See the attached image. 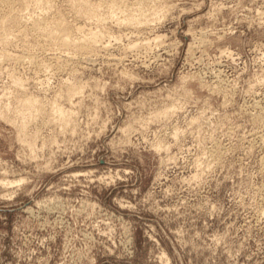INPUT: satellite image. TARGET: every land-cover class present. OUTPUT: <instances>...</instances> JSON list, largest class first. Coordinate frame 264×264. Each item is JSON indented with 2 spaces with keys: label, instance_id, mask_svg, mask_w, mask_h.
<instances>
[{
  "label": "rangeland",
  "instance_id": "obj_1",
  "mask_svg": "<svg viewBox=\"0 0 264 264\" xmlns=\"http://www.w3.org/2000/svg\"><path fill=\"white\" fill-rule=\"evenodd\" d=\"M89 1L0 5L107 32L0 39V264H264V0Z\"/></svg>",
  "mask_w": 264,
  "mask_h": 264
},
{
  "label": "bare ground",
  "instance_id": "obj_2",
  "mask_svg": "<svg viewBox=\"0 0 264 264\" xmlns=\"http://www.w3.org/2000/svg\"><path fill=\"white\" fill-rule=\"evenodd\" d=\"M14 1V0H12ZM79 2H81V5L84 9L85 12H89L91 11V6H90V1L89 0H78ZM103 1V0H102ZM144 2L146 0H143ZM140 2L138 7H141L144 5V2ZM11 3V0H0V5H3L4 4H8ZM14 3V2H12ZM11 3V4H12ZM123 3V2H122ZM134 5L135 4H138V3H133ZM132 4V5H133ZM143 4V5H142ZM7 7V5H5ZM12 6V5H10ZM1 8V7H0ZM10 8V7H9ZM2 10V9H0ZM10 12H12V9L10 10ZM9 12V14H10ZM13 13L10 14L9 18L10 19H13V21H18L16 23H18L17 25L19 26V32H18V35L21 33L22 35H25L28 32H31L33 34V37H36L37 39L40 40L41 38V41L43 40V42L47 45H49L54 51H58L60 50V54L62 55L63 53L65 54L66 52L69 51V49H73L74 52L76 54H81V52H84V51H94L95 48L97 47L98 45V42H101L99 41V39H102L104 38L105 35H107V32L104 31V29L98 33H92V34H86V35H81L79 34L80 36L78 37H74L72 34H70V31H69V25L65 22L64 19H62L61 17L57 16V17H44V18H34L33 20H26L25 22H20V20L18 19L17 20V17L16 19L14 20L13 18ZM132 15V14H131ZM130 15V17H131ZM129 16V15H128ZM127 16V17H128ZM133 16V15H132ZM126 17V18H127ZM125 18V19H126ZM132 18V17H131ZM129 19V18H128ZM127 20V19H126ZM130 20V21H129ZM127 20L128 22H132L131 20H133V22H136L137 18H133V19H129ZM139 20V19H138ZM126 22L129 26V23ZM125 23V24H126ZM20 24V25H19ZM135 25V24H134ZM133 23H132V26H134ZM131 26V24H130ZM131 26V27H132ZM0 39L2 41H7L11 35H17V32L14 30H4L3 28L0 27ZM16 32V34H15ZM17 35V36H18ZM109 35V34H108ZM21 36V35H20ZM26 36V35H25ZM31 36V34H30ZM27 37H28V34H27ZM102 37V38H101ZM108 37V36H106ZM43 43V44H44ZM41 44V43H40ZM102 44V43H101ZM45 47V45H43ZM48 46V47H49ZM98 49V48H97ZM96 49V50H97ZM95 50V51H96ZM50 51V52H51ZM65 51V52H64ZM73 54V55H76V54ZM87 53V52H86ZM95 53V52H94ZM93 54V53H92ZM6 57H9L10 55L7 54V52L4 54ZM9 55V56H8ZM55 55V54H54ZM52 55V56H54ZM59 55V54H58ZM57 55V56H58ZM66 55V54H65ZM82 55H84L82 53ZM87 55V54H86ZM88 55H89V52H88ZM14 56V55H13ZM57 56L55 55L54 58H56L57 60ZM63 56V55H62ZM68 56V55H66ZM70 56V55H69ZM65 57V56H64ZM83 57V56H82ZM19 58V57H18ZM59 58L60 60L62 59L59 55ZM68 59L70 58H74L70 56L67 57ZM65 57V60L67 59ZM89 58V57H88ZM76 59V58H75ZM64 60V59H63ZM58 61V60H57ZM67 61V60H66ZM74 61V59H73ZM75 62V61H74ZM85 62V61H84ZM62 63V62H61ZM66 63V62H65ZM68 63V62H67ZM87 63V62H86ZM89 63V62H88ZM118 63V62H117ZM69 64V63H68ZM67 64V65H68ZM79 64V63H78ZM75 88V91H77L78 89H81V88H76V87H73ZM77 89V90H76ZM37 104V101H34L33 99H27V101L24 103V106L29 109V110H32ZM59 111H60V114H64V111L62 109L59 108Z\"/></svg>",
  "mask_w": 264,
  "mask_h": 264
}]
</instances>
